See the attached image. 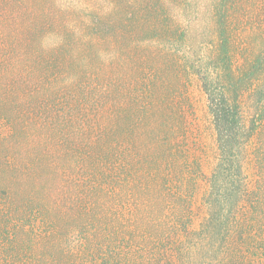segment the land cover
<instances>
[{
	"label": "trees",
	"instance_id": "obj_1",
	"mask_svg": "<svg viewBox=\"0 0 264 264\" xmlns=\"http://www.w3.org/2000/svg\"><path fill=\"white\" fill-rule=\"evenodd\" d=\"M28 1L47 5V11L33 6L29 15L47 12L60 21L58 28L67 24L70 89L73 101L81 102L75 106L84 107V119L72 126L70 153L64 159L59 154L63 170L53 168L50 178L47 171H36L20 193L3 190L0 264H198L197 258L209 264H264V146L249 149L259 134L255 121L263 119L264 101L260 97L259 117L249 127L240 104L261 67L257 60L248 71L232 69L227 0L214 3V45L197 58L198 65L190 61L195 51L173 54L167 63L173 69L183 58L196 68L214 134L208 172L206 155L193 156L183 148V137L177 139L183 119L175 121L171 108L177 101L164 96L177 84L161 75L166 69L150 67L142 56L148 66L139 72L141 113L132 135L128 108L123 111L114 88L121 38H131L123 32L128 25L135 29L132 37L150 31L153 38L167 36L162 40L193 48V34L186 42L184 30L170 29L169 37L162 26L159 11L178 0L109 1L102 11ZM120 128L125 149L117 162ZM249 155L255 161L252 175ZM199 187H204V214L195 225L192 203ZM9 219L13 223L4 225Z\"/></svg>",
	"mask_w": 264,
	"mask_h": 264
},
{
	"label": "rangeland",
	"instance_id": "obj_2",
	"mask_svg": "<svg viewBox=\"0 0 264 264\" xmlns=\"http://www.w3.org/2000/svg\"><path fill=\"white\" fill-rule=\"evenodd\" d=\"M109 1L124 5L140 0H46V3L88 10L97 7L102 11L110 6ZM154 1L163 3L165 0ZM215 2L218 4L220 0H178L166 3V12L159 11L162 26L171 33L169 37H172L170 29L178 27L177 34L182 30L186 32V42L190 34L196 37L193 48L173 42V38L162 40L167 36L153 38L150 31L142 33L143 36L132 37L135 29L128 25L123 32L126 35L131 33V38H121L119 55L115 60L117 72L114 88L123 111L124 107L128 108L126 112L130 114V127L134 125L130 128V134L131 130H136L141 113L136 104L141 94L138 91L141 83L139 72L149 62L150 67L166 69L163 74L160 72L161 75L177 83L175 88L164 93L167 101H177V106L171 108L172 116L176 115L175 121L181 122L183 119L177 139L183 137V148H187L193 156L206 155L203 158L205 172L211 166L214 145L206 96L195 67L183 58L173 69L167 67V63L171 64L173 54L179 57L187 52L192 55L190 52L195 51L196 57L191 56L190 61L198 65L197 58L201 59L212 49L215 41L212 31ZM33 6L47 11L44 3L0 0V196L3 190L9 194L20 193V185H24L27 179L32 182L31 177L38 170L47 171L50 178L53 168L62 169L64 160L58 158L64 155V159L65 154L71 151V138L76 131L72 126L82 123L84 119V107L75 106V102H81L73 101L70 89L68 36L67 31L64 32L67 24L63 25L64 28H58L60 21H55L47 12L29 15ZM224 10L232 69L235 72L248 71L257 60L261 67V71L251 79L250 88L240 97L243 122L249 127L259 117L257 105L259 103L261 106L260 97L264 101V0H227ZM143 55L148 57V62L142 59ZM148 73L151 74L150 69ZM165 81L169 82L167 79ZM166 111H170L169 106ZM255 123L259 127V134L253 137L250 151L253 145L260 142L264 146V116L262 121L256 120ZM124 136L123 128H120L116 142L119 153L117 162L121 161L120 153L125 149ZM77 138H81L80 134ZM254 162L249 155L247 163L251 175L254 173ZM68 175L63 173V176ZM203 189L199 187L193 198L195 225L204 214L201 203ZM9 223H13V220L9 219L8 223L5 220L4 225ZM196 260L198 264L211 263L204 258Z\"/></svg>",
	"mask_w": 264,
	"mask_h": 264
}]
</instances>
